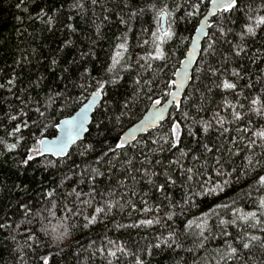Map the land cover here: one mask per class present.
<instances>
[{
  "label": "snow or ice",
  "instance_id": "obj_1",
  "mask_svg": "<svg viewBox=\"0 0 264 264\" xmlns=\"http://www.w3.org/2000/svg\"><path fill=\"white\" fill-rule=\"evenodd\" d=\"M28 4L14 6L32 20ZM37 7L55 51L73 49L56 32L77 33L76 18L92 31L56 87L45 91L42 75L20 87L16 68L7 78L0 68L8 94L0 96V235L12 256L5 264H60L74 246L76 264H152L163 252L172 264H264V0ZM29 51L37 49H21L17 67L31 64ZM143 100L148 115L125 130ZM34 164L44 174L38 183L27 179ZM134 213L131 222L118 219ZM105 221L136 236L80 243L77 234Z\"/></svg>",
  "mask_w": 264,
  "mask_h": 264
},
{
  "label": "trees",
  "instance_id": "obj_2",
  "mask_svg": "<svg viewBox=\"0 0 264 264\" xmlns=\"http://www.w3.org/2000/svg\"><path fill=\"white\" fill-rule=\"evenodd\" d=\"M17 0H0V68L4 69V77L7 78L8 73L11 72L12 68H16V72L21 79L22 83L20 87H26L28 80H35L39 76L47 77V81L42 87L44 90H47V85L51 84L53 87H56L57 84H62L63 81L57 79L61 74L62 68L68 66V61H70L73 55L76 52V49L79 47L85 46L83 37L85 33H91V29L85 21L75 19V24L78 28L77 33H69L66 30H61L56 32L57 41H62L65 38H71L75 41V45L71 51L58 52V44L53 42L51 33L47 32L44 26L35 19L36 13L38 12L37 5H43L45 0H35V3L29 0V12L32 15L33 19L29 20L27 18L28 14L22 13L20 10L15 8V3ZM48 3H51L52 0H47ZM16 16L24 17L23 23L21 24L16 20ZM148 17H145L147 19ZM192 23H195L193 21ZM139 25H137V28ZM187 27L191 28V24ZM19 30V31H18ZM116 27L113 24L110 28H106L105 31L108 36H111L115 32ZM31 33V35H29ZM186 35L188 33H185ZM36 48L37 52L35 55H32L29 51V59L31 64L25 65L23 68L17 67L14 64V60L18 59L21 55L20 50L25 48ZM110 47V41L105 40L101 41L97 46L96 50L98 53V62L97 66H100L106 57ZM52 58H56L59 61L58 66L50 67V62ZM179 59H183L179 52H177L176 57L173 59V64H177ZM91 66V65H89ZM35 93H33L34 95ZM8 95L6 92H0V96ZM13 102L14 98H12ZM150 102L148 100H143L137 108L133 110L130 118L125 121V130L132 125L134 122L139 120L146 110L149 108ZM6 110V108H5ZM2 114V113H0ZM50 138L54 135H57L55 129L48 130ZM95 138V129L92 130V135L88 139ZM79 143V142H78ZM71 150L75 152L76 146L74 145ZM93 157H89L92 159ZM36 165L34 164L32 168L29 169L27 173L28 180H34L36 183L44 175L40 171H36ZM4 174L11 175L9 172V165L5 164L3 166ZM20 179H25V177H20ZM12 180H16V177L13 175ZM18 182V181H17ZM36 183L32 187L36 186ZM16 197L13 196V200ZM208 202H211V198H208ZM200 210H206V207L201 206V209H192V215H198ZM137 215L133 214L130 218L118 217L122 222L128 223L131 220L136 219ZM107 224V229L105 228ZM137 230H120L119 232L112 228L111 224L105 221L104 224H98L89 231H85L83 235L77 234V238L80 240V243L87 246L88 240H95L97 244L101 243L104 240L105 236H108L111 239H123L126 240L129 237V233L132 237L136 236ZM10 245L11 242L4 240V237L0 235V255L3 259L0 260V264H5V262H11L12 256L10 254ZM78 247L74 246L70 249H66L65 253L62 254V259H60V264H76V255L78 254ZM152 264H172V254L168 252H163L157 254L152 259Z\"/></svg>",
  "mask_w": 264,
  "mask_h": 264
},
{
  "label": "water",
  "instance_id": "obj_3",
  "mask_svg": "<svg viewBox=\"0 0 264 264\" xmlns=\"http://www.w3.org/2000/svg\"><path fill=\"white\" fill-rule=\"evenodd\" d=\"M206 14V13H205ZM150 107V106H149ZM148 111H149V108L146 110V112L144 113V115L139 119L137 120L136 122H134L132 125H130L128 128L132 127L134 124H137L139 123L140 121L144 120L145 117L148 115ZM127 130V129H126ZM57 135H58V132H57ZM79 142V141H78ZM77 142V143H78ZM74 145L70 146V148H72Z\"/></svg>",
  "mask_w": 264,
  "mask_h": 264
}]
</instances>
